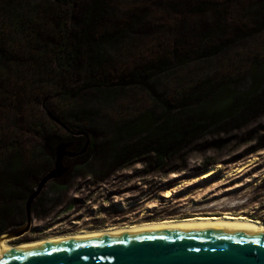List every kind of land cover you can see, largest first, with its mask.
Here are the masks:
<instances>
[{
  "label": "trees",
  "instance_id": "16d2710c",
  "mask_svg": "<svg viewBox=\"0 0 264 264\" xmlns=\"http://www.w3.org/2000/svg\"><path fill=\"white\" fill-rule=\"evenodd\" d=\"M140 1L0 0V223H5L6 218L19 209L17 203H26L33 192L32 187L38 183L43 172L40 161L47 162L50 166L54 165L55 148L52 156L47 154L45 150L47 140L54 135L57 142L76 137L60 133L61 126L49 117L48 112L70 129L89 135L90 153H101L103 166L111 168L121 165L135 155L141 154L149 156L151 165L161 173H166L164 170L166 166L178 158L194 136L208 130L217 134L226 132L227 127L252 116L251 96L257 94L264 96V61L262 64H254L250 73L248 71L242 73L244 76L238 79L229 73L222 76L218 84H213L204 82L205 79L200 77L195 84L181 91L177 114H172L173 107L159 97V102L155 100L151 109L139 114H130L119 120L113 130V139L103 143L96 142L98 133L94 128L99 109L94 108L95 106L89 108L87 104L77 107L78 100L87 90L92 91L91 96L99 105L116 108L124 101L128 87H131L130 93L136 95L137 90L151 89L147 82L146 71L140 70L144 62L130 69L131 75L125 73L121 77L117 76L116 79L122 80L120 84L111 81L114 73L108 66L111 61L109 48L118 46L130 48L139 45L135 35H141L143 32L135 31V28L148 19L147 12H149L146 7L141 6ZM229 1L234 2V0ZM82 4L89 6L85 13L81 12ZM262 5L264 3L261 2L260 8L250 9V13L262 12L264 10ZM212 6L218 15H222V11L228 12V8L223 4L213 5L207 1L198 4L193 12L205 14L207 7ZM119 10L120 14H117ZM109 16L118 18L109 22ZM154 17L156 16H152L156 20ZM255 22L257 25V20ZM176 23L160 21L152 23L153 36L148 42H143L147 46V44L151 45V41L154 43L158 41L161 51L152 57L153 63L157 61L163 65L173 60L176 64L189 65L191 57L206 56L213 46L215 52L230 47L229 38L222 39L219 45L214 42L212 46L209 42H213V38L205 37V40H202L194 50L185 53L178 45L180 42L175 32ZM238 30L240 35L253 33L251 29L246 31L241 26ZM243 38L245 37L234 36L232 43L244 41ZM225 40L228 43H224ZM171 42H175L174 47ZM127 64L124 60L119 65L122 69L128 70L130 65ZM197 70L190 68L187 74L197 73ZM177 71L174 70L172 76L179 78L182 75ZM247 74H250L249 78L253 80L251 87L246 91L236 89L238 81L245 79ZM181 84L185 86L184 83ZM87 101L88 99H85L84 102ZM158 105L166 106L165 111L158 114ZM75 148L78 151L83 149L78 147L76 142ZM150 154L154 157H150ZM257 161L258 159L253 157L240 167L226 172L225 168L230 166L217 164L194 176L190 182L174 185L164 195L159 192L153 205H142V201L137 200L139 197L137 192H131L129 196L136 202V205L131 207L135 212L133 215L141 213L142 217H149L161 211L174 209L195 213L194 216L184 219L243 217L264 226L260 220L234 214L231 211H223L221 214L209 212V215H205L208 211H213L220 201L198 204L195 198L197 191H190V194L180 199L174 195L179 190H186L182 186L215 178L221 172L224 173V178L218 183L234 180L237 174ZM212 169H215L213 173L208 176L203 175ZM182 177V174H173L167 182L179 183ZM60 186L57 184L54 189L59 191L62 188ZM129 186L135 185L124 188ZM161 195L164 198H159ZM171 220L180 219L165 218L134 225ZM127 226L133 225L110 226L81 232ZM57 236L64 235L44 239Z\"/></svg>",
  "mask_w": 264,
  "mask_h": 264
},
{
  "label": "rangeland",
  "instance_id": "374dc122",
  "mask_svg": "<svg viewBox=\"0 0 264 264\" xmlns=\"http://www.w3.org/2000/svg\"><path fill=\"white\" fill-rule=\"evenodd\" d=\"M205 1L213 5L223 4L228 8V12L222 11V15H218L212 6L207 7L205 14L194 13L193 9ZM261 2L264 3V0H234V2L229 0H141V6L146 7L149 11L147 17L151 22L148 21L150 22L148 23V19L144 20L141 25H137L135 28V31L143 32L141 35H135L139 45L130 48L118 46L108 49L111 59L108 66L109 70L114 73V78H111V81L120 84L122 80L121 78L116 79L117 76L121 77L125 73L131 75L130 69H134L139 63L144 62L140 70L146 71L147 82L151 89L150 91L137 90L138 94L136 95L130 93L131 87H128L124 94V101L116 108L99 105L97 100L91 96L92 91L87 90L78 100L77 107L87 104L89 108L95 106L94 108L99 109L94 128L98 133L95 138L96 142L103 143L108 139H113V130L119 120L130 116V114H139L151 109L155 100L159 102V97L173 107L172 114H177L181 91L195 84V81L200 77L205 79L204 82L218 84L219 79L226 74L231 73L234 78L238 79L244 76L242 73L247 71L250 73L254 64H262L264 61V10L256 14L249 11L253 8H260ZM262 6L264 8V5ZM88 7V5L82 4L81 12L85 13ZM119 12L120 10L117 11V14H120ZM152 16H156L154 17L156 20ZM114 18L118 17L109 16V22ZM156 21L173 24L177 22L175 32L179 37L178 45L185 53L194 50L202 40H205V37L213 38V42H209L212 46L214 42L219 45L222 39L229 38L230 47L227 49H225L226 47L217 48L218 51L215 52L213 46L207 52L208 56L191 57L189 65L176 64L173 60L163 65L157 61L153 63L152 57L161 51L158 41L155 43L151 41V45L147 44V46L145 43L151 40L153 36L151 25ZM239 26L246 31L251 29L250 31L253 33L240 35ZM234 36L245 38H243L244 41L232 43ZM223 42L228 43L226 40ZM171 45L174 47L175 42H171ZM154 48L157 51H153ZM250 55L252 56L249 58ZM244 59L247 62H244ZM124 60L130 65L128 70L122 69L119 65ZM190 68L198 69L197 73L187 74ZM174 70H178L177 72L182 76L179 78L172 76ZM249 75L247 74L245 79H240L235 88L240 91L248 90L253 82ZM181 83H184L185 86H182ZM85 99L88 101L84 102ZM251 104L252 116L247 120L237 122L236 125L227 127L226 132L217 134L208 130L191 138L178 158L166 166L164 169L166 173L156 171L151 165L149 156L141 154L135 155L121 165L105 167L100 157L101 153H90L91 137L89 135L73 137L71 140L76 142L80 148H84L88 142L86 151L79 156L66 158L64 164L69 167V170L64 176L49 181L35 198L31 205L30 230L21 237L5 240L12 245H18L50 236L99 230L110 226L134 225L165 218L192 217L195 213L174 209L161 211L149 217H142L141 213L133 215L135 212L131 207L135 206L136 202L129 195L132 194L131 192H137L139 195L137 200L142 201V205H153L156 203V195L159 192L164 195L174 185H180L185 181L190 182L191 178L217 164L222 163L227 167L230 166L225 168L226 172L229 169L240 167L253 157L258 161L242 173L237 174L233 178L234 180L218 183L224 178V173L221 172L215 178L182 186L186 190H179L174 195L180 199L190 194V191H197L195 198L198 204L220 201L213 211H208L205 215H209V212L221 214L223 211H231L234 214H242L260 220L264 224V96L258 94L251 96ZM165 109L166 106L158 105L157 113H162ZM61 128L60 133L69 134L65 128L62 126ZM57 143L55 135L47 140L45 145L47 154L52 156ZM150 157L154 156L150 154ZM41 161L43 172L39 181L54 166ZM173 174L183 175L179 183L167 182ZM37 184L32 187V190L37 187ZM57 184L62 187L59 191L54 189ZM128 185L135 186L124 188ZM162 195L159 198H164ZM25 204L17 203L19 209L6 218L5 223H0V238L8 231L26 223Z\"/></svg>",
  "mask_w": 264,
  "mask_h": 264
},
{
  "label": "water",
  "instance_id": "95a60500",
  "mask_svg": "<svg viewBox=\"0 0 264 264\" xmlns=\"http://www.w3.org/2000/svg\"><path fill=\"white\" fill-rule=\"evenodd\" d=\"M49 117L72 136L70 129L48 112ZM88 144V142H87ZM73 140L55 146L53 169L41 178L26 200L27 221L0 238L10 240L31 228V205L46 184L65 175L66 158L83 154ZM0 264H264V233L236 224H200L145 227L53 241L1 253Z\"/></svg>",
  "mask_w": 264,
  "mask_h": 264
},
{
  "label": "bare ground",
  "instance_id": "6f19581e",
  "mask_svg": "<svg viewBox=\"0 0 264 264\" xmlns=\"http://www.w3.org/2000/svg\"><path fill=\"white\" fill-rule=\"evenodd\" d=\"M214 171L215 169H212L208 171L207 173H204L203 175L208 176ZM218 223L243 225L246 227L255 228L257 230H260V232L264 233V226H260L259 223H257L256 221L250 220L248 218L230 217V216L196 217V218H191V219H180V220L162 221V222H157V223H146V224H141V225L121 227V228H110V229L101 230V231L80 232L77 234L57 236V237H51L48 239H41V240L31 241L27 243H21L18 245H12L6 240H4L2 245L0 246V257L2 256L1 253L5 252L6 250L20 249L24 247H29L33 245H38V244H43V243H48V242H53V241H59V240L86 237V236L99 235V234H105V233L130 231V230H136V229L145 228V227L200 225V224H218Z\"/></svg>",
  "mask_w": 264,
  "mask_h": 264
},
{
  "label": "flooded vegetation",
  "instance_id": "af4514ba",
  "mask_svg": "<svg viewBox=\"0 0 264 264\" xmlns=\"http://www.w3.org/2000/svg\"><path fill=\"white\" fill-rule=\"evenodd\" d=\"M23 236V235H22ZM21 237V236H20Z\"/></svg>",
  "mask_w": 264,
  "mask_h": 264
}]
</instances>
